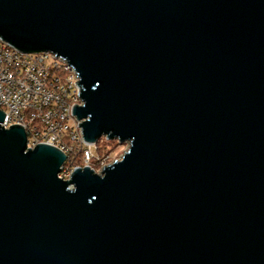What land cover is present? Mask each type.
I'll list each match as a JSON object with an SVG mask.
<instances>
[{"label": "water", "instance_id": "obj_1", "mask_svg": "<svg viewBox=\"0 0 264 264\" xmlns=\"http://www.w3.org/2000/svg\"><path fill=\"white\" fill-rule=\"evenodd\" d=\"M77 71L101 172L0 124V264H264V0H0ZM5 114L0 109V123Z\"/></svg>", "mask_w": 264, "mask_h": 264}, {"label": "built area", "instance_id": "obj_2", "mask_svg": "<svg viewBox=\"0 0 264 264\" xmlns=\"http://www.w3.org/2000/svg\"><path fill=\"white\" fill-rule=\"evenodd\" d=\"M76 69L50 51H24L0 36V109L4 128L22 126L27 148L47 144L64 152L67 159L59 177L69 180L78 168L109 163L97 152L98 142H86L74 114L83 105L82 86ZM81 158L82 165L77 163ZM93 169V168H92Z\"/></svg>", "mask_w": 264, "mask_h": 264}, {"label": "rangeland", "instance_id": "obj_3", "mask_svg": "<svg viewBox=\"0 0 264 264\" xmlns=\"http://www.w3.org/2000/svg\"><path fill=\"white\" fill-rule=\"evenodd\" d=\"M99 147L100 148L106 147L105 151H103V152L108 153L104 157H105V160L107 161V163H109V164L115 162L116 160L121 159L122 156L128 150V144L126 142L121 143L118 140H109L106 137H101L99 139ZM99 155L102 156L103 154H99ZM91 165H92L91 167L93 169L98 170L99 166L97 163H92Z\"/></svg>", "mask_w": 264, "mask_h": 264}, {"label": "trees", "instance_id": "obj_4", "mask_svg": "<svg viewBox=\"0 0 264 264\" xmlns=\"http://www.w3.org/2000/svg\"><path fill=\"white\" fill-rule=\"evenodd\" d=\"M105 148H106V147L100 148V147H99V142H98L97 152H98L99 154H103V155L108 154L107 152H105V153L103 152V151H105ZM100 151H101L102 153H101ZM77 163H78L79 165H82V164H83L82 159H81V158L77 159Z\"/></svg>", "mask_w": 264, "mask_h": 264}]
</instances>
